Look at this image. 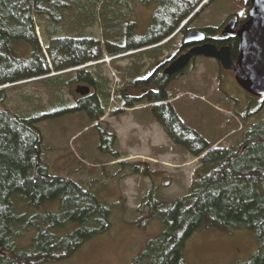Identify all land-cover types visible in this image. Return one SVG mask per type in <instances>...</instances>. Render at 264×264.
Segmentation results:
<instances>
[{"label":"trees","instance_id":"16d2710c","mask_svg":"<svg viewBox=\"0 0 264 264\" xmlns=\"http://www.w3.org/2000/svg\"><path fill=\"white\" fill-rule=\"evenodd\" d=\"M79 1L0 0V264L60 262L110 228V209L91 190L71 178L49 174L44 136L37 124L83 112L91 122H98L104 115V100L113 95L125 108L147 105L168 139L198 160L185 194L171 200L148 198L138 207L139 213L146 207L147 215L157 218L160 234L130 264H184V243L202 228L251 231L258 249L248 260L234 264H264V116L246 123L235 144L214 146L192 128L178 106L167 101L172 99L167 88L173 78L160 76L156 81L155 75L141 74L144 61L139 56L124 70L120 90L111 93L98 73L92 77L84 67L102 58L100 40L87 33L68 36L62 28L66 11L75 5L84 17L91 4L94 12L86 20L91 24L95 17L102 19L107 54L149 47L145 53L155 59L161 48L154 45L170 39L180 23L188 20L185 31L191 18L213 0H158L152 24L137 38L132 33L134 23L117 26L112 0H88L85 8ZM34 19L49 23L44 45L35 34ZM16 43L30 48L29 58L14 52ZM230 48L234 59L235 48ZM31 79L53 88L56 99L51 109L19 115L4 105V85ZM76 83L88 85L90 91L73 104L62 91ZM129 89L138 95H127ZM255 113L247 109L240 117L245 122ZM95 127L100 128L98 123ZM99 130L98 149L116 157L112 136L104 128Z\"/></svg>","mask_w":264,"mask_h":264},{"label":"rangeland","instance_id":"374dc122","mask_svg":"<svg viewBox=\"0 0 264 264\" xmlns=\"http://www.w3.org/2000/svg\"><path fill=\"white\" fill-rule=\"evenodd\" d=\"M81 1L78 2L81 7L89 4L88 0ZM126 1L112 0L117 26L132 22L134 38L140 37L152 24L158 0ZM243 2L213 0L196 15L193 16V12L190 14L193 17L189 27L213 28L218 32L229 15L244 14ZM87 9L85 18L80 16V9L76 11L75 5L66 11L62 28L68 36L87 33L100 40L102 58L89 61L84 67L92 77L98 73L111 93L123 86V72L137 57H143L141 74H144L166 58L170 59L180 44L182 35L176 33L177 29L170 39L154 45L161 48L160 55L155 59L145 53L149 47L109 55L104 51L102 19L95 17L88 24L86 19L92 15L94 7L90 4ZM48 24L44 19L33 21L35 34L42 45ZM167 42L168 48L164 45ZM13 50L25 59L31 54L30 48L22 43L14 44ZM22 82L13 86L12 83L4 85L5 106L19 115L52 108L56 99L53 88L33 79ZM80 84H72L62 91L73 104L81 96L75 92V87ZM167 89L170 91L168 96L173 98L170 102L180 108V113L186 116L192 128L221 147L238 142L246 123L256 122L264 116V100H251L235 82L234 74L221 69L212 58L197 57L182 75L172 79ZM175 91L177 94H174ZM126 94L138 95L131 89ZM250 100L248 111L256 113L244 122L240 116L247 110L245 105ZM104 103V115L98 122H91L83 112L37 124L44 136L49 174L80 182L110 209V228L107 231L83 243L68 259L43 264H130L145 249L148 241L160 234L157 218L147 215L146 207L139 213L138 207L148 198L171 200L185 194L198 166L197 158L168 139L147 105L125 108L122 100L115 95ZM114 110L121 111L115 115ZM97 123L112 136L111 144L117 151L116 157L98 149L101 139L100 128L95 127ZM148 193H151L149 197ZM257 249L258 241L247 229L221 231L202 228L187 238L182 256L184 264H234L248 260Z\"/></svg>","mask_w":264,"mask_h":264},{"label":"water","instance_id":"95a60500","mask_svg":"<svg viewBox=\"0 0 264 264\" xmlns=\"http://www.w3.org/2000/svg\"><path fill=\"white\" fill-rule=\"evenodd\" d=\"M249 4L246 20L234 30L235 20L230 19L221 31V38L238 37L235 61L230 58L229 48L203 42L204 33L193 29L185 37V43H201L178 55L165 67L164 73L171 75L182 70L195 56L214 58L225 70L234 73L235 82L247 93L264 100V0H244ZM197 9L192 13L195 14ZM191 15V16H192ZM184 23V22H183ZM182 23V24H183ZM88 85H77L75 92L88 95Z\"/></svg>","mask_w":264,"mask_h":264},{"label":"flooded vegetation","instance_id":"af4514ba","mask_svg":"<svg viewBox=\"0 0 264 264\" xmlns=\"http://www.w3.org/2000/svg\"><path fill=\"white\" fill-rule=\"evenodd\" d=\"M245 2V1H244ZM245 4H246V10H245V13H244V17L243 18H241V16L240 15H236V14H231V15H229L228 16V18L226 19V23L230 20V19H234L235 20V26H234V30H237L238 28H239V26L246 20V18H247V11H248V8H249V4L247 3V2H245ZM187 23V21H185V23H183V25H181V27H179V30H177L176 31V33H178V32H180L181 33V35H182V38H181V41H180V44H179V46H178V48H177V50L174 52V54H176V56L173 54V56L170 58V59H165L164 61H162V62H160V63H158L157 65H155V66H153L151 69H149L148 71H147V75L148 76H154L155 75V80L157 81L158 80V78L161 76V78H163V76L166 78H177L178 76H180V75H182L183 73H184V71L187 69V68H189L191 65H193V63H194V60L197 58V57H199V56H195V57H193L188 63H187V65L182 69V70H180V71H178L177 73H173V74H171V75H167V74H165L164 73V69H165V67L169 64V62L171 61V60H173V59H175L178 55H180V54H182V53H185L187 50H189L191 47H193V46H196V45H198V44H201V43H203V42H209V43H212V44H214L217 48H219V47H221V46H223V45H226V46H228V48H229V52H230V58H231V60L232 61H235V59H236V55H235V57H234V59L232 58V56H231V46H234V48H235V52H236V54H237V44H238V37L236 36V35H231V36H228V37H226V38H221V36H220V34H221V31H222V27H221V29L218 31V32H215V30H214V32H211L210 30L211 29H208V28H190L189 27V24H187V27H186V30L185 31H182L183 30V27H184V25ZM226 23H225V25H226ZM224 25V26H225ZM193 29H197V30H200L201 32H203L204 33V40L201 42V43H195V42H193V43H185V37H186V35H187V33L189 32V31H191V30H193ZM173 35V34H172ZM171 35V36H172ZM170 36V37H171ZM210 39V41H208ZM215 42L217 43V45L215 44ZM177 53H179V54H177ZM201 56V55H200ZM203 57H205V56H203ZM206 58H210V57H206ZM212 59H214V58H212ZM215 60V59H214ZM215 62L217 63V65L221 68V69H224V68H222V66L220 65V63L218 62V61H216L215 60ZM225 70V69H224ZM230 72H232V71H230ZM233 73V72H232ZM234 74V73H233ZM149 90H153L151 87H149L148 88ZM246 92V91H245ZM247 93V92H246ZM248 95H249V98L251 99V100H253V101H257V100H259L260 98H258V97H255V96H252L251 94H249V93H247ZM173 99V98H172ZM251 100L250 101H248L247 103H246V105H245V108L246 109H249V105H251ZM261 101H263L262 99H260ZM168 102H170L171 101V99H168L167 100ZM166 101V102H167ZM150 105V104H149Z\"/></svg>","mask_w":264,"mask_h":264},{"label":"crops","instance_id":"0c3cea01","mask_svg":"<svg viewBox=\"0 0 264 264\" xmlns=\"http://www.w3.org/2000/svg\"><path fill=\"white\" fill-rule=\"evenodd\" d=\"M161 145V144H160Z\"/></svg>","mask_w":264,"mask_h":264}]
</instances>
